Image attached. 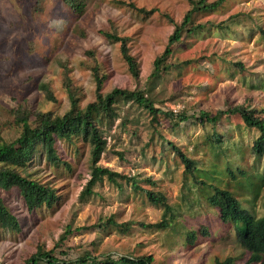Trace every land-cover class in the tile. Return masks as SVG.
<instances>
[{
  "label": "rangeland",
  "instance_id": "rangeland-1",
  "mask_svg": "<svg viewBox=\"0 0 264 264\" xmlns=\"http://www.w3.org/2000/svg\"><path fill=\"white\" fill-rule=\"evenodd\" d=\"M124 1L155 11L147 15L118 7L111 0H89L85 12L76 16L61 0H0L1 140L11 141L18 136L16 109L64 113L69 108L67 83L79 107L92 101L96 87L93 66H97L100 76L104 75L101 92L146 87L154 106L162 111L191 115L200 110L214 113L237 104L264 106V39H260L259 32V26L264 29V0H226L217 10L197 13L194 23L206 27L182 34L164 61L171 63L170 68L149 85L146 83L152 63L164 50L174 23L182 20L189 4L186 0ZM101 29L129 38V52L139 64L138 78L130 74L119 44L107 41L99 33ZM235 61L243 64L242 70L234 66ZM42 84L48 86L52 99L46 98ZM116 112L112 124L103 131L106 149L98 163L141 180L144 188L163 192L179 218V228L142 226L169 215L148 202L141 192H134L122 178L117 179L119 186L102 177L91 186L90 195L80 197L90 179L89 146L82 141L75 146L59 142L57 153L70 164L69 169L51 165L38 150L23 170L56 189L58 199L52 207L31 212L16 188L0 189L4 203L21 224L19 232L0 229V264H24L38 247L55 249L63 259L89 251L100 258L106 254L114 258L151 254V264H212L216 258L242 254L238 263L243 264L246 255L229 228L212 232V239L198 235L192 246L183 244L189 226L184 227L180 219L195 217L189 219L194 227L192 208L196 207L180 202L183 166L167 142L188 147L191 157L200 163L205 157L209 162L211 129L193 119L171 127L164 116L153 121L143 107L121 99ZM238 123V116L218 122L214 131L220 136L221 146L234 170L237 166L246 171L256 166L255 171L263 173L264 157L255 161L248 150L255 133H239L234 130ZM239 135L247 151L239 147L227 150L232 142L229 137L237 139ZM214 162L218 164L219 160ZM145 178L154 184L142 181ZM244 206L252 208L257 217L264 215V183L254 201L244 202ZM107 219L115 225L106 223ZM68 228L71 233L61 241L60 236ZM63 249L66 255L60 252Z\"/></svg>",
  "mask_w": 264,
  "mask_h": 264
},
{
  "label": "trees",
  "instance_id": "trees-1",
  "mask_svg": "<svg viewBox=\"0 0 264 264\" xmlns=\"http://www.w3.org/2000/svg\"><path fill=\"white\" fill-rule=\"evenodd\" d=\"M61 1L71 14L81 16L85 12L89 0ZM111 1L118 7L126 6L137 13L150 15L155 11L154 8L146 10L143 7H137L129 1ZM186 1L189 4V9L179 23H174L173 31L168 36L164 50L154 59L151 72L147 77V85L160 78L162 73L170 68L171 63L165 64L164 61L172 53L173 45L181 40L184 32L193 34L202 31L206 27L204 23H194L195 15L199 12L217 10L226 0ZM170 21L173 22L172 19ZM259 32L261 33L260 39H264V29L260 26ZM99 33L107 41L119 44L120 55L125 61L130 74L133 78H138L139 64L129 52V38L105 29L99 30ZM233 64L238 69H243L241 62L235 61ZM92 70L96 84L95 98L84 107H79L77 97L67 83L65 87L69 98V108L64 113L56 114L50 110L33 113L25 109L14 111L15 122L19 125L20 130L18 136L11 141L0 139V189L9 191L16 188L27 210L31 212L40 207H52L58 199L56 189L47 183L32 178L23 170L29 166L34 153L38 150L43 153L44 158L51 165L55 167L64 165L69 169L70 164L61 159L57 153V144L63 142L67 146H75L82 141L89 146L90 179L81 191L80 197L90 195L92 193L91 186L97 180H101L102 177H106L119 186L117 179L122 178L130 183L134 192H141L148 202L161 207L169 215L168 218H165V214L157 222L141 223L142 226L178 229L179 218L163 192L144 188L140 184L141 180H137L135 177H127L98 163L106 149V138L103 131L112 124L114 116L117 115V101L120 99L131 101L143 107L150 114L153 121H156L157 117L162 115L169 121L171 127H177L180 123L193 119L194 123H199L205 128L208 126L212 131L207 145L208 151L211 152L209 162L206 161L205 157L204 162L200 163L199 160L191 157L188 147L176 145L171 141L167 142L170 150L173 151V156L183 166L180 202L188 207H196L192 208L196 216L194 227L189 225L191 222L189 219L194 220L195 217L183 216L180 219L184 227L189 226L183 244L186 247L192 246L198 235L212 239L215 231L221 233V231H226L229 228L235 234L236 243L241 246L246 255V261L243 264H264V215L257 217L254 215L252 208L244 206V202L254 201L257 197L259 188L264 183V172L257 173L255 171L256 166L247 171L237 166L234 170L226 150L221 146L220 136L214 131L218 122L224 117L238 116L240 123L234 125V130L239 133L241 131L247 134L255 133L248 150L252 152L255 161H257L264 157V106L250 107L237 104L228 106L226 109H219L214 113L200 110L197 114L191 115L185 111L178 113L169 110L162 111L154 106V100L146 87L132 90L113 88L109 92H101L104 75H99L97 66H93ZM41 89L45 92L47 99H52L51 91L46 84H42ZM239 125L242 126L241 130ZM241 136L239 135L237 139L229 137L232 142L227 150L230 148L234 151L235 148H242ZM242 151H247V147L242 148ZM215 159L219 160L218 164L220 166L214 162ZM142 181H147L149 185L154 184L149 178ZM246 191L249 192V195L245 194ZM197 219L202 222L198 223ZM105 222H111V225L116 223L112 219H107ZM0 229L15 232L21 230L20 221L10 211L1 196ZM70 233L71 231L68 228L66 234L60 236V240L63 241ZM60 252L64 255L67 254L64 249ZM240 258H242V254L230 255L223 259L216 258L212 261V264H239ZM152 261L153 256L151 254L140 256L120 255L116 258L106 254L100 258L99 256H93L89 251H85L82 255L73 259H63L57 256L55 249L45 250L38 247L34 253L25 259L24 264H151Z\"/></svg>",
  "mask_w": 264,
  "mask_h": 264
}]
</instances>
